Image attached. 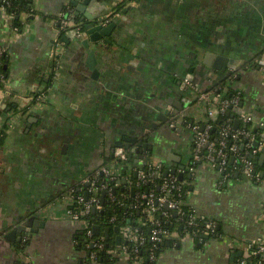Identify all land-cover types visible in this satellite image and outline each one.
Masks as SVG:
<instances>
[{"label": "crops", "instance_id": "1", "mask_svg": "<svg viewBox=\"0 0 264 264\" xmlns=\"http://www.w3.org/2000/svg\"><path fill=\"white\" fill-rule=\"evenodd\" d=\"M123 1L33 0L34 14L21 12L17 33L8 28L15 18L0 9L6 56L0 132L15 117L12 105L46 90L44 101L12 119L1 139L0 264H88L87 237L66 215L67 199L72 189L86 194L85 180L102 166L120 169L114 152L125 138L133 140L124 147L135 163L162 161L171 170L179 163L169 153L180 155L187 204L217 222L209 238L174 231L158 264H241L247 245L264 236L262 149L254 158L260 181L242 173L221 181L203 163L191 169V133L169 125L173 114L204 119L197 94L181 87L186 74L203 90L234 79L205 64L210 52L234 56V84L245 93L254 128L264 131V0H126L119 8ZM66 7L82 25L90 13L109 15L115 27L89 47L84 37L59 38L52 19ZM106 227L100 232L107 239ZM14 243H26L25 250ZM114 264L141 263L122 255Z\"/></svg>", "mask_w": 264, "mask_h": 264}, {"label": "built area", "instance_id": "2", "mask_svg": "<svg viewBox=\"0 0 264 264\" xmlns=\"http://www.w3.org/2000/svg\"><path fill=\"white\" fill-rule=\"evenodd\" d=\"M8 4V0H2L0 9L7 14L9 20H13L14 15L7 10ZM33 14L32 12V15ZM72 16H74L72 9H63L52 19V23L57 29L58 34H60V31L64 30L66 34L72 37H84L86 31L80 24L74 22ZM108 16L109 15L104 16V23L109 21ZM8 28H11L16 33L20 31L19 26L13 23L9 24ZM59 44L60 41L57 40V45ZM2 55H4V49H0V57ZM181 87L186 91L188 90L196 93L197 100L204 107L206 112L203 120L193 118V121L186 125L182 123L184 118L180 121L177 114H173L170 119L169 125L173 129L178 130L180 128H187L190 131L192 136L193 162L203 163L211 169L218 170L221 173V181H227L229 178H232L234 174L236 175V173H242L245 177L253 181H260L261 175L255 168L254 158L264 145V131L254 128V116L250 111L244 108L240 96L236 94L231 97H225L223 92L220 91L221 89L217 88L202 90L189 73L182 79ZM239 91L243 92L241 89H239ZM44 97L45 90H41L37 92V96L34 97L31 94L24 99L26 101L35 99V103L38 104L45 99ZM229 109H234L238 112L237 120L240 121V124H250V127H235L229 120L223 124L219 136L213 137L210 133L213 127L212 120L217 119L220 114ZM255 141L258 143L257 145H255ZM130 154V149L124 146L117 147L114 152L116 165L121 168L119 166L120 161L127 164ZM230 159L234 164L232 168H229ZM146 163L152 168L149 171H146L142 166L133 169L138 175V184L154 182L155 179L162 175L165 165L164 162L156 161ZM191 169H193V167H191ZM167 170L170 171V169ZM170 172L168 173L169 176L161 183V194L150 191L141 195L145 200L146 217L139 218L138 221L141 225L146 223L151 224V234L149 235V240L152 242L149 255L151 260L158 259L159 255L157 256L155 251L163 238H171L174 233V231L170 232L163 229L160 219L155 215L159 213L164 215L167 214L168 212L163 209L164 207L174 210L179 215L182 226L185 229V235L187 236L200 237L203 234H213L217 230V222L215 220L200 215L195 209L189 211L183 209L180 200L183 195V186L178 181V175L176 173L175 175L170 174ZM99 175L107 176L110 180L124 176L120 175V170H116L113 166L104 165L95 175L85 180V182L90 185L87 191L88 193L92 190L91 188L95 185L97 176ZM124 177L128 179V176ZM101 188L108 192L113 189V186L103 183ZM175 192H177V195H174ZM68 197L70 198L67 199L66 215L82 224L87 237V247H89V245L94 247L88 254V264H105L98 256L99 252L104 248V242L102 238L93 236L92 226L86 218L91 210L99 211L103 209L100 197L98 195H92L90 198H86L85 193L74 195L72 191ZM119 233L122 239L133 242L134 246L130 249L128 245H122L119 248H111L109 252L116 257L127 255L131 260L141 263V259L138 256L139 246L144 245L147 237L140 233L136 226L131 224L121 226V228H119ZM250 255H259L264 258V236L254 239L247 245L246 254L243 256L240 263L247 264V256ZM259 263L261 264L262 262L259 261Z\"/></svg>", "mask_w": 264, "mask_h": 264}, {"label": "trees", "instance_id": "3", "mask_svg": "<svg viewBox=\"0 0 264 264\" xmlns=\"http://www.w3.org/2000/svg\"><path fill=\"white\" fill-rule=\"evenodd\" d=\"M9 4L7 6V10L9 13L14 15V24L15 25H21L19 22V16L21 12L28 11L30 13L33 12V0H8ZM0 4H2V0H0ZM121 5V4H120ZM66 7L65 9H67ZM72 19L74 22L82 25L76 17L72 16ZM83 29L85 28V25H82ZM20 28V26H19ZM86 29V28H85ZM66 34V31L62 30L60 31L59 38H62L63 35ZM6 59V56L2 55L0 57V87H2L5 83V70L2 65V62ZM239 80V74L236 78L232 79L231 82L228 84V86H220L217 87V89H221L220 91L223 92L225 97H231L236 94H238L242 101L245 100V93L240 92L239 88L234 84V81ZM214 87V86H213ZM34 97L37 96V92L31 93ZM15 107V105H12ZM16 109V108H15ZM238 118V112L234 109H229L228 111L220 114L217 119L212 120L213 127L210 130V133L213 137L219 136L220 129L222 128L223 124L226 121H231L232 125L235 123V121ZM193 118L190 115H186L184 117V121L182 122L184 125H186L189 122H192ZM237 127L241 128H249L250 124H240ZM7 126L4 125L3 129L1 130V136H0V143L2 142L1 139L3 138L5 134ZM254 131V129H253ZM259 131V130H257ZM244 151V150H242ZM193 158V157H192ZM115 161V160H114ZM118 162V161H117ZM119 166L121 167L120 175L128 176V181L125 184H122L120 182L121 178H116L114 180L108 179L107 176L99 175L97 176V180L95 185L91 188L92 190L89 191L88 197L90 198L92 195H98L101 199V202L103 204V209L96 211L91 210L90 213L86 216L88 221L90 222L92 226V232L93 236L96 238H102V241L104 242V248L99 252L98 256L99 259L104 262L105 264H114V262L117 260V257L110 253L109 250L111 248H119L122 245H128L130 249L134 246L133 242L126 241L125 239L120 240L118 242L117 236L120 235L119 228L125 224H131L138 228L140 233L145 235L147 237L146 242L144 245L139 246V252L138 256L141 259L142 264H158V259L151 260L150 255V247L152 246V242L149 240V235L151 234V224L146 223L144 225L139 224L138 219L139 218H145L146 212H145V200L141 197L143 193H147L150 191H154L156 194H161V183L164 179H166L169 175L166 174V164L163 167L162 175L155 179L154 182H148L144 184H138L139 178L136 173L135 168L138 167H144L146 171H149L151 166L144 162L142 165L139 163H135L134 159L132 158L127 161V164L119 162ZM198 162H192L191 167H194ZM233 162L229 161V168L233 167ZM175 175V173H171ZM95 175V174H94ZM235 175V174H234ZM178 181L183 186V195L180 198L181 200V206L184 210L189 211L193 208H191L186 200H187V192L189 191V185L184 179H180L178 177ZM107 183L109 186H113V189L111 191L106 192L104 189L101 188L102 184ZM90 188V185L88 189ZM132 188H134V193H132ZM174 192V191H173ZM72 193L74 195L82 194L83 191H78L72 189ZM174 195H177V192H175ZM86 197V196H85ZM87 198V197H86ZM163 209L167 210V214H155L156 217H158L161 221V227L163 229H166L170 232L176 231L180 235H185V229L182 226V221L180 220L179 215L174 211L167 207H164ZM94 225H99L102 229L103 227L108 226L110 228L109 236L106 239L103 237L102 233L96 234L94 231ZM118 227V231L115 230V227ZM121 237V236H120ZM199 237V236H197ZM167 241H170V243H173L175 241L174 238H163V240L158 244V247L156 248V255L158 256L166 246ZM12 246L20 251L23 252L26 248V243L19 244L14 243ZM94 247L89 245L88 252L93 250ZM264 264V258H262L259 255H250L247 256V264Z\"/></svg>", "mask_w": 264, "mask_h": 264}, {"label": "water", "instance_id": "4", "mask_svg": "<svg viewBox=\"0 0 264 264\" xmlns=\"http://www.w3.org/2000/svg\"><path fill=\"white\" fill-rule=\"evenodd\" d=\"M90 0H84V4H88ZM76 2V1H75ZM74 2V3H75ZM84 6V5H83ZM77 14V13H75ZM84 19H87L88 21H86V24H85V28L86 30L88 31L89 33V37H86L82 40V42L87 46L89 47L90 45V40L92 41H98V40H101L103 38V36L105 35H109L110 34V31H112V29L115 27V24L114 23H109L108 25H103L101 23V21L103 19H100V16H95V15H91L90 13L87 14L86 17H84ZM83 19V20H84ZM85 21V20H84ZM205 64L208 66V67H211L212 70L214 71L215 69H219V70H222L224 72H228L229 74H231V71H228L227 70V66L228 64H231V65H235V59H234V56L230 57V56H215L213 53H210L208 52L206 54V58H205ZM203 90V89H202ZM206 90V89H205ZM181 104V103H180ZM178 104V107L179 108H182V104L180 105ZM6 108V107H5ZM7 109H10L9 107H7ZM178 119L180 121H182V117H178ZM235 127L239 126L240 125V121L239 120H236L235 121ZM203 128V127H202ZM128 142H133V140L131 139H128V138H125L123 141H120L117 143L118 146H127L128 147ZM257 141H255V145H257ZM145 145V144H144ZM262 155L260 156V158L263 160L264 159V147L262 148ZM130 158L129 160L132 158V154L129 155ZM258 158V157H257ZM168 160H171V161H175L178 164V168H173L171 169L170 171L172 173H178V177L180 179H183V172L181 170L185 169V164L181 162L182 160V157L180 155H176L174 153H169L168 157H167ZM181 169V170H180ZM170 171L166 170V174H168ZM263 177H264V172L262 173ZM123 182H126V179H122ZM132 193H134V188H132ZM86 197H88V192L85 194ZM25 226L26 225H23L20 230H24L25 229ZM94 231L96 234L100 233V226L99 225H94ZM109 230L110 228L109 227H106L105 228V234L106 236H108L109 234ZM115 230L118 231V227L116 226L115 227ZM204 238H209L210 236L208 234H203L202 235ZM117 240L118 242H120L121 240V237L120 235L117 236ZM167 244H170V241H167Z\"/></svg>", "mask_w": 264, "mask_h": 264}, {"label": "flooded vegetation", "instance_id": "5", "mask_svg": "<svg viewBox=\"0 0 264 264\" xmlns=\"http://www.w3.org/2000/svg\"><path fill=\"white\" fill-rule=\"evenodd\" d=\"M126 0H124L122 3H121V5H123V3L125 2ZM121 5H119V8L121 7ZM118 10H120V9H118ZM114 11V13H116V15H120V11ZM112 16V15H111ZM108 18L110 19V16H108ZM103 20L101 21V23L103 24V25H108V22L107 23H104V17L102 18ZM110 23V22H109ZM82 26V25H81ZM84 30L86 31V35L84 36V38L85 37H87L88 36V34H87V30L84 28ZM238 67L239 66H236V65H230V71H231V75L232 76H235L234 78H236L237 76H238V73L236 72L237 70H238ZM262 67H263V70H264V63H263V65H262ZM233 73H235V74H233ZM29 95H31V94H29ZM26 98V97H25ZM44 98H46V90H45V97ZM22 100V103L23 104H21V107H19V106H17V105H15V117H10V119H8L9 121H7L8 123H5V126H7V128H8V126H10V124L12 123L11 122V120L12 119H16L17 117L19 118V117H21V115L24 113V111L26 110V111H34V109H36L37 108V105H36V100L35 99H33V102H31V101H26L24 98H22L21 99ZM44 101V100H43ZM31 102V103H30ZM33 106H35V107H33ZM2 166H0V169H2V168H4L5 167V165H3V164H1ZM22 238V237H21ZM21 238H20V240H21Z\"/></svg>", "mask_w": 264, "mask_h": 264}, {"label": "rangeland", "instance_id": "6", "mask_svg": "<svg viewBox=\"0 0 264 264\" xmlns=\"http://www.w3.org/2000/svg\"><path fill=\"white\" fill-rule=\"evenodd\" d=\"M249 91V90H248Z\"/></svg>", "mask_w": 264, "mask_h": 264}]
</instances>
